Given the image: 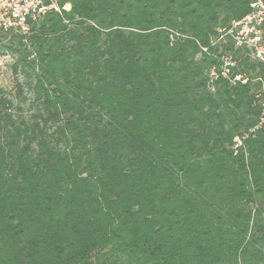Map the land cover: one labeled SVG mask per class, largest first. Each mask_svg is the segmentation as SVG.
<instances>
[{
  "label": "trees",
  "instance_id": "obj_1",
  "mask_svg": "<svg viewBox=\"0 0 264 264\" xmlns=\"http://www.w3.org/2000/svg\"><path fill=\"white\" fill-rule=\"evenodd\" d=\"M60 2L0 30V264H264V63L212 45L253 0Z\"/></svg>",
  "mask_w": 264,
  "mask_h": 264
},
{
  "label": "built area",
  "instance_id": "obj_2",
  "mask_svg": "<svg viewBox=\"0 0 264 264\" xmlns=\"http://www.w3.org/2000/svg\"><path fill=\"white\" fill-rule=\"evenodd\" d=\"M264 0H253L251 7L252 12L244 16L242 19L235 21L227 28H220L217 31V36L212 40V45L225 44L231 42L235 48H246L250 52V57L255 61L264 63ZM262 5L263 9H259ZM69 4H61L60 0H0V30L3 32H18L27 34L31 25L41 16L49 12H60L62 9H68ZM249 20L247 30H243L238 24L242 21ZM252 20V21H251ZM245 32L246 35L238 33ZM218 41L215 43V41ZM204 51L205 47L202 48ZM222 62L219 67H212L209 73L210 82L217 79L219 76L229 78L231 83L237 81L246 82L247 77L242 74H233V68L236 66V61L232 55L227 52L221 58ZM263 80V81H262ZM262 84L261 93L255 94L261 102V120L264 122V79H260Z\"/></svg>",
  "mask_w": 264,
  "mask_h": 264
},
{
  "label": "rangeland",
  "instance_id": "obj_3",
  "mask_svg": "<svg viewBox=\"0 0 264 264\" xmlns=\"http://www.w3.org/2000/svg\"><path fill=\"white\" fill-rule=\"evenodd\" d=\"M264 3V2H263ZM259 9H263L262 5H260ZM264 13V10H262ZM252 21V20H251ZM250 21H242L238 24L237 29L242 28L243 30H247ZM239 35L243 34L246 35L245 32L238 33ZM218 39L215 41V43ZM13 52L6 48H0V86L4 87L5 89L12 91V87L14 85V75L12 73L11 65L14 62L15 58L13 56ZM258 79V78H257ZM263 81V80H262ZM262 81H258L257 87L255 89V94L262 91ZM253 82H257L256 79H253ZM244 83V82H243ZM256 98H258L256 96Z\"/></svg>",
  "mask_w": 264,
  "mask_h": 264
}]
</instances>
